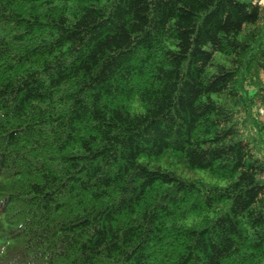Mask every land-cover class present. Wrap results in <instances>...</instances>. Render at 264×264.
<instances>
[{"label": "trees", "instance_id": "16d2710c", "mask_svg": "<svg viewBox=\"0 0 264 264\" xmlns=\"http://www.w3.org/2000/svg\"><path fill=\"white\" fill-rule=\"evenodd\" d=\"M261 109L264 0H0V264H264Z\"/></svg>", "mask_w": 264, "mask_h": 264}, {"label": "rangeland", "instance_id": "374dc122", "mask_svg": "<svg viewBox=\"0 0 264 264\" xmlns=\"http://www.w3.org/2000/svg\"><path fill=\"white\" fill-rule=\"evenodd\" d=\"M263 109H261V115H262V119L264 120V113H263ZM159 164L162 167H166L169 168L171 170L176 171L177 173H179L182 176H186V177H191V178H203L207 181H214V179L210 178L205 171L201 170V169H187L183 164L181 163H176V161L172 158H166V159H162L161 161H159ZM191 222V218L188 219L186 221V223H190Z\"/></svg>", "mask_w": 264, "mask_h": 264}]
</instances>
